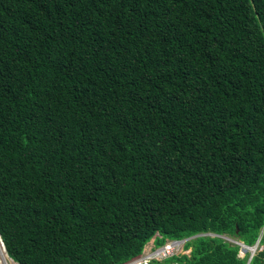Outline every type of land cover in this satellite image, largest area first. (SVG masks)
<instances>
[{"label": "trees", "instance_id": "1", "mask_svg": "<svg viewBox=\"0 0 264 264\" xmlns=\"http://www.w3.org/2000/svg\"><path fill=\"white\" fill-rule=\"evenodd\" d=\"M150 239L182 248L144 264H264V0H0L4 251Z\"/></svg>", "mask_w": 264, "mask_h": 264}, {"label": "rangeland", "instance_id": "2", "mask_svg": "<svg viewBox=\"0 0 264 264\" xmlns=\"http://www.w3.org/2000/svg\"><path fill=\"white\" fill-rule=\"evenodd\" d=\"M226 239L228 240H233V238L229 237V236H225ZM182 241V240H181ZM181 241H170L173 243L174 245V248H173V251H180L181 250ZM240 242V240H238ZM234 243V241L232 242ZM241 246H240V249H239V255L240 256H243L245 251L247 250H251L252 252L255 251V253L258 251V245L255 244L254 246H250V245H246V244H243V243H239ZM264 245L262 244V247ZM156 248H160L159 246H157ZM153 247V241L152 239H150L144 246V249H143V252L137 256L135 259L133 260H130L124 264H133L134 262H139V261H142L143 257L145 259V257H148V260L152 259V258H156V259H162L164 257V255H161L159 252H158V255L154 252V250L156 249ZM252 249H255V250H252ZM188 249H185L183 250V252H187ZM250 252V251H249ZM144 254H147L146 256H144ZM139 259V260H138ZM0 264H17L14 260L11 259V257L9 256L8 252L4 251L3 248H1L0 246Z\"/></svg>", "mask_w": 264, "mask_h": 264}, {"label": "built area", "instance_id": "3", "mask_svg": "<svg viewBox=\"0 0 264 264\" xmlns=\"http://www.w3.org/2000/svg\"><path fill=\"white\" fill-rule=\"evenodd\" d=\"M176 242V241H175ZM173 248H174V245L172 242L168 241V242H165L163 245L160 246V248H156L154 250V252L158 255V252L161 254V255H168L170 253H172L173 251ZM147 254H144V256H146ZM139 260V259H138ZM148 262V257H143L142 261H139V262H134L133 264H144V263H147Z\"/></svg>", "mask_w": 264, "mask_h": 264}, {"label": "water", "instance_id": "4", "mask_svg": "<svg viewBox=\"0 0 264 264\" xmlns=\"http://www.w3.org/2000/svg\"><path fill=\"white\" fill-rule=\"evenodd\" d=\"M2 240V239H1ZM181 240H183V239H179V241H181ZM234 242H236V240L234 241ZM252 253L250 252V255H251ZM11 259L12 260H14L12 257H11ZM15 261V260H14ZM17 264H19L17 261H15Z\"/></svg>", "mask_w": 264, "mask_h": 264}, {"label": "clouds", "instance_id": "5", "mask_svg": "<svg viewBox=\"0 0 264 264\" xmlns=\"http://www.w3.org/2000/svg\"><path fill=\"white\" fill-rule=\"evenodd\" d=\"M234 241H235V240H234ZM236 242H239V241L236 240ZM241 243H242V242H241ZM243 244H244V243H243ZM252 250H255V249H252ZM250 252H251V253H254L255 251L252 252V251L250 250ZM251 255H252V254H251ZM251 255L249 254V257H250Z\"/></svg>", "mask_w": 264, "mask_h": 264}, {"label": "bare ground", "instance_id": "6", "mask_svg": "<svg viewBox=\"0 0 264 264\" xmlns=\"http://www.w3.org/2000/svg\"><path fill=\"white\" fill-rule=\"evenodd\" d=\"M0 246H1V248H3V246H2V244H1V242H0Z\"/></svg>", "mask_w": 264, "mask_h": 264}]
</instances>
